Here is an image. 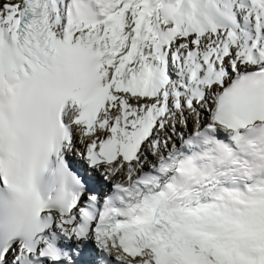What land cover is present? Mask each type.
<instances>
[{
  "label": "bare ground",
  "instance_id": "1",
  "mask_svg": "<svg viewBox=\"0 0 264 264\" xmlns=\"http://www.w3.org/2000/svg\"><path fill=\"white\" fill-rule=\"evenodd\" d=\"M216 1L212 0V3H208L196 0L194 3L192 0H185L178 13L187 10V2L192 3L193 17L200 24L197 32H192L190 29L185 30L186 57L188 58L186 62L199 58L208 59L207 66L210 73L217 81L221 71L223 74L222 83H224L228 82L235 73L252 68L264 61V56H258L259 48L262 42L264 43V0L257 1V5L251 8L247 14L243 13L241 18L236 16L239 22L241 19L243 20L242 23L245 24L248 31H239L237 27L226 24L228 32L222 30L226 20L215 7ZM100 6L103 17L94 18L88 25L69 24L68 28L73 31L75 36H84L87 41L101 47L103 53L108 54L112 61L118 60V64L125 63L127 71L116 80L118 83L112 81L113 84L106 100V109L98 113L99 121H102L104 125L99 127L95 124L84 132V126L81 124H69V130L71 132L70 141L76 150L108 137L110 135L109 128L112 129L111 138L128 137L131 139L136 151V162L120 165L113 163L107 166L101 164L91 171V174L96 176L100 170H104L109 174V181H113L125 175L133 176L135 172L146 170L147 165H152L162 155L172 151L181 135L188 134L202 124L209 123L211 120L208 110L218 91V83L200 84L198 75L196 82L190 84L187 81L189 74L186 73V70L184 73H180L179 85L188 91V95L182 99L177 96L178 100L175 101V106L178 105L184 124L182 130H174L170 125L176 120L177 114H173L170 109L169 96L160 94L165 84H160L158 81L155 61L156 52L161 58H165L167 46L174 48L175 45H178V40L174 37L171 29L175 24L182 22V19L176 11L169 17L165 29L160 33L159 43L149 44V40L139 38L138 23L141 21H144V25L149 23L150 10L153 8L151 0H144L141 4L125 0H104ZM13 7V0H0V30L3 32H6L12 24L11 20L15 16ZM107 14H111L112 18L106 19ZM209 16L216 22L213 24L203 23L202 19ZM113 19L116 21L112 22ZM255 19L259 20L256 27H254ZM53 21L56 24V29L61 28V23L65 22L62 20L61 23H58V19L54 17ZM123 23H133L129 27L131 30L123 29ZM64 28L67 27L64 25ZM122 29L123 31H121ZM190 39L192 44L189 43ZM224 44L225 48H223ZM180 50L181 47L178 52ZM245 50L249 51L250 58L248 60L244 59ZM136 78L142 81L139 87L132 84ZM164 111H167L169 119L162 116ZM191 114L194 120L191 119ZM150 127L152 131L149 140L138 144L141 136ZM149 141L156 143V147H149L150 154L144 148V145ZM101 182L103 185L107 183L102 179ZM63 232L70 233L68 226L55 222L48 229L47 235L48 238H52V233H54L55 237L61 240ZM97 241L96 246L99 249L97 247L93 249L94 255L101 250L113 251L109 235L101 236Z\"/></svg>",
  "mask_w": 264,
  "mask_h": 264
},
{
  "label": "water",
  "instance_id": "2",
  "mask_svg": "<svg viewBox=\"0 0 264 264\" xmlns=\"http://www.w3.org/2000/svg\"><path fill=\"white\" fill-rule=\"evenodd\" d=\"M183 1L184 0H175L173 3H162L159 12L163 19L166 21L171 17L180 8Z\"/></svg>",
  "mask_w": 264,
  "mask_h": 264
},
{
  "label": "rangeland",
  "instance_id": "3",
  "mask_svg": "<svg viewBox=\"0 0 264 264\" xmlns=\"http://www.w3.org/2000/svg\"><path fill=\"white\" fill-rule=\"evenodd\" d=\"M131 17H132V16H131ZM179 43H180V45H182V46H186V45H187V42H186V40H184V39H180V40H179ZM189 43L192 44L191 39H190ZM191 119L194 120L192 114H191ZM176 122H177V123H176ZM175 124H176V125H175ZM183 124H184V122H183V120L181 119V115H180V113H178V115H177V117H176V120H174V123L171 124L170 126H171V128H173L174 130H180V129L182 130V126H183ZM173 126H174V127H173ZM169 128H170V127H169ZM145 149H147V144L145 145ZM148 153H150V150H148Z\"/></svg>",
  "mask_w": 264,
  "mask_h": 264
}]
</instances>
